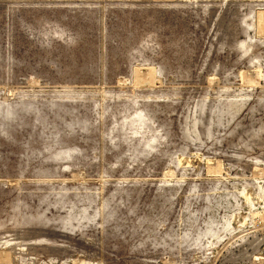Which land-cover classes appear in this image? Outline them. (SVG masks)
Masks as SVG:
<instances>
[{"label": "rangeland", "instance_id": "rangeland-1", "mask_svg": "<svg viewBox=\"0 0 264 264\" xmlns=\"http://www.w3.org/2000/svg\"><path fill=\"white\" fill-rule=\"evenodd\" d=\"M0 109V264H264V0H0Z\"/></svg>", "mask_w": 264, "mask_h": 264}, {"label": "bare ground", "instance_id": "bare-ground-1", "mask_svg": "<svg viewBox=\"0 0 264 264\" xmlns=\"http://www.w3.org/2000/svg\"><path fill=\"white\" fill-rule=\"evenodd\" d=\"M25 24H26V23H25ZM74 39H75V38H74ZM56 63H57V62H56ZM58 66H59V65H58ZM1 106H2V105H1ZM204 106H205V105H204ZM218 106H219V105H218ZM23 107H24V105H23ZM215 107H216V106H215ZM215 107L210 108V113H211L212 116H213V115H218V112H217V111H218V110H217L218 107H217V109H216ZM223 107H224V106H223ZM223 107H222V108H223ZM1 108H3V107H1ZM6 108H7V106H6ZM26 108H27V106H26ZM58 108H59V107H58ZM3 109H4V108H3ZM39 109H40V108H39ZM42 109H43V108H42ZM54 109H55V108H54ZM202 109H203V108H202ZM219 109H220V108H219ZM0 110H1V109H0ZM24 110H25V109H24ZM33 110H34V113H35V110H36V109L33 108ZM82 110H83V109H82ZM205 110H206V109H205ZM222 110H223V109H221L220 111H222ZM4 111H5V110H3L2 112H4ZM20 111H21V110H20ZM39 111H40V110H39ZM39 111H38L37 113H39ZM51 111H52V110H51ZM57 111H58V110H57ZM76 111H77V110H76ZM202 111H204V110H202ZM9 112H10V110H9ZM17 112H18V110H17ZM22 112H23V111H22ZM40 112H41V111H40ZM205 112H206V111H205ZM0 113H1V112H0ZM11 113H12V112H11ZM11 113H10V114H11ZM30 113H32V112H30ZM43 113H44V112H43ZM4 114H6V112H5ZM7 114H8V113H7ZM14 114H15V113H14ZM28 114H29V113H28ZM35 114H36V113H35ZM51 114H52V113H51ZM57 114H59V113H57ZM68 114H69V113H68ZM220 114H223V113L220 112L219 115H220ZM12 115H13V113H12ZM12 115H11V116H12ZM39 115H40V113H39ZM76 115H77V114H76ZM4 116H7V115H4ZM24 116H26V115H24ZM24 116H23V117H24ZM34 116H35V115H34ZM40 116H41V115H40ZM42 116H43V115H42ZM44 116H45V114H44ZM54 116H55V115H54ZM139 116H140V114H139ZM2 117H3V115H2ZM13 117H14V115H13ZM17 117H18V116H17ZM46 117H47V115H46ZM141 117H143V116L141 115ZM47 118H49V117H47ZM63 118H64V117H63ZM73 118H74V117H73ZM76 118H77V117H76ZM85 118H86V117H85ZM6 119H7V118H6ZM9 119H10V118H9ZM15 119H16V118H15ZM38 119H39V117H38ZM41 119H43V118H41ZM53 119H55V118H53ZM137 119H138V118H137ZM217 119H218V118H217ZM0 120H3V121H4V118H3V119H0ZM35 120H36V119H35ZM44 120H46V118H44ZM58 120H59V119H58ZM58 120H57V121H58ZM62 120H63V119H62ZM64 120H65V118H64ZM142 120L144 121V119H142ZM218 120H219V119H218ZM9 121H10V120H9ZM11 121H12V119H11ZM40 121H41V120H39V123H38V124H40ZM47 121H48V119H47ZM50 121H51V119H50ZM70 121H71V120H70ZM70 121H69V122H70ZM140 121H141V120H140ZM1 122H2V121H1ZM1 122H0V123H1ZM5 122H6V121H4V123H3V122H2V123L5 124ZM64 122H65V121H64ZM66 122H67V121H66ZM71 122H72V121H71ZM219 122H220V121H219ZM20 123H22V122H20ZM42 123H43V122H42ZM44 123H45V122H44ZM49 123H50V122H49ZM56 123H57V122H56ZM135 123H136V122H135ZM33 124H34V123H33ZM45 124L47 125V123H45ZM50 124H51V123H50ZM53 124H54V123H53ZM57 124H60V123H57ZM57 124H56V125H57ZM67 124H68V123H67ZM73 124H74V123H73ZM73 124H72V125H73ZM81 124H82V123H81ZM133 124H134V123H133ZM212 124H213V123H212ZM42 125H43V124H42ZM46 125H45V126H46ZM56 125H55V126H56ZM64 125H65V124H64ZM64 125H63V126H64ZM137 125H138V122H137ZM9 126H10V125H9ZM25 126H26V125H25ZM65 126L67 127V125H65ZM138 126H139V125H138ZM138 126H136V127L138 128ZM140 126H141V125H140ZM3 127H4V126H3ZM41 127H42V126H41ZM43 127H44V126H43ZM48 127H49V126H48ZM50 127H51V126H50ZM50 127H49V128H50ZM55 128L57 129L58 126L55 127ZM55 128H54V129H55ZM67 128H69V126H68ZM73 128H74V127H73ZM73 128H72V129H73ZM140 128L142 129V127H139V129H140ZM206 128H207V127H206ZM208 128H209V127H208ZM46 129H47V128H46ZM51 129H52V128H51ZM84 129H85V128H84ZM141 129H140V130H141ZM193 129H194V128H193ZM58 130H59V129H58ZM135 130H136V129H135ZM47 131H48V129H47ZM59 132H61V131L59 130ZM130 132H131V131H130ZM136 132H137V130H136ZM194 132H195V131H194ZM10 133H11V132H10ZM137 133H138V132H137ZM7 134H8V133H7ZM11 134H12V133H11ZM62 134H63V133H62ZM9 135H10V134H9ZM64 136H65V135H64ZM154 137H155V136H154ZM156 137H157V136H156ZM154 140H155V139H154ZM156 140H157V139H156ZM28 143H29V142H28ZM29 149H30V148H29ZM36 152H37V151H36ZM35 154H36V153H35ZM59 154H60V153H59ZM61 154H62V153H61ZM63 155H64V154H63ZM57 156H58V155H57ZM58 157H59V156H58ZM65 158H66V157H65ZM65 158H64V159H65ZM60 201H61V200H59L58 202L60 203ZM61 203H62V201H61ZM61 203H60V204H61ZM103 205H104V204H103ZM106 208H107V207H106ZM71 209H72V208H71ZM103 209H104V208H103ZM103 211H104V210H103ZM109 211H110V210H109ZM85 217H86V216H85ZM77 220H78V219H77ZM82 221H83V220H82ZM76 223H77V222H76ZM79 224H81V223H79ZM66 226H67V224H66ZM77 226H78V225H77ZM82 226H83V225H82ZM201 234H202V233H201ZM204 236H205V235H204ZM184 237H186V236H184Z\"/></svg>", "mask_w": 264, "mask_h": 264}]
</instances>
